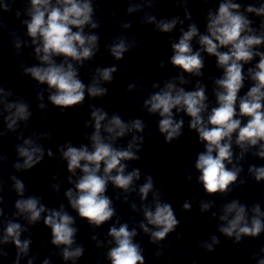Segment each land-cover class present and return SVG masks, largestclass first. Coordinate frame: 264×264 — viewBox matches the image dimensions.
<instances>
[{"label":"clouds","instance_id":"9594fccd","mask_svg":"<svg viewBox=\"0 0 264 264\" xmlns=\"http://www.w3.org/2000/svg\"><path fill=\"white\" fill-rule=\"evenodd\" d=\"M149 7H153L158 0H145ZM185 5V18L191 20V13L187 10L188 0H178ZM209 0H204L208 3ZM4 11H8V5H0ZM141 5L129 6V14L140 10ZM241 3L233 0H222L215 12L208 10L206 16V32L200 34L195 23H190L187 30L180 29L181 35L177 42L171 43L173 55L170 63L191 76L200 77L205 67L202 52L216 58V65L223 69V76L214 79L213 93L216 98V105L210 112L208 96L205 86L196 82L195 90L186 91L184 87L177 86L189 81L184 75L173 77L164 83L160 88L158 83H153L152 88H160L153 92L143 101V108L149 114H158V131L164 137L166 143L171 144L183 135L184 119H175L176 113L183 112L190 121L188 127L198 134V140L204 145L205 150L198 153L195 161V169L199 172L198 183L203 187L204 193L209 197L217 194L226 196L234 189L247 183L241 179L243 171L238 162L244 159L250 148H258L253 155L264 159V51L258 50L264 46V3L259 7L248 4L241 11ZM245 13L255 14L261 17L259 31L253 28L254 23ZM30 19L23 21L27 28V35L32 38V44L37 45L34 49L35 57L39 65L25 67L20 66L23 74L30 76L38 84H46L49 90L48 100L50 103L63 112L65 109L74 108L84 103L86 93L91 98H102L107 96L108 88L102 87L101 83H112L114 73L118 66L97 67L90 84L86 85L79 78V70L76 65L84 67L85 61L92 60L99 52L100 37L97 34H85V27L98 29L100 23L93 19L95 10L93 0H30V7L26 10ZM16 16H20L17 11ZM145 21L142 20L141 23ZM147 23L155 24V30L160 33H171L177 24H183L179 16L157 21L156 16H147ZM123 28H130V23L121 25ZM75 29V31L73 30ZM198 37L200 50L194 51L192 41ZM15 47L19 49L21 43L15 41ZM138 47L135 37L128 42L126 37H118L111 45H107L111 56L117 61L124 58V54L131 49ZM221 49H226L222 51ZM54 57H63L61 63H57ZM259 58L254 67L247 69V77L244 73V66L255 58ZM165 67L163 61L159 68ZM246 78L254 83L248 88L244 95H239L244 88ZM135 83L128 84L129 91L135 89ZM11 90L5 91L0 87V105H3L6 128L8 131H16L20 121L28 122L33 113L29 110L30 105L22 99L16 102H9L8 97L12 96ZM43 93L37 94V100L43 101ZM37 107L46 109L43 102ZM91 109V120L85 121V128L90 125L93 131L87 139L91 142V150L88 145L75 147L68 142L59 148L61 158L67 162V171L71 174L68 182L74 184L69 188L65 196L73 210L78 216L87 221L90 226L101 227L116 215L113 201L107 195L109 182L115 188L123 190L124 193L135 191L134 182L141 177L139 168H134L126 173L128 165L124 162L139 161L144 144L146 123L140 118L130 119L125 122L119 114H113L109 118L108 113L100 107L89 105ZM238 109V110H237ZM205 113H207L205 119ZM244 118L246 122H244ZM94 122V123H93ZM132 135L126 147H116L118 139L128 134ZM6 133L0 132V136ZM107 134V135H103ZM23 134L21 133V136ZM35 135V133H33ZM151 136V132L148 133ZM43 137L50 138L49 133H43ZM234 143L240 149L236 157L237 163L233 162V137ZM16 153L23 159V163L16 162L13 167L17 170H29L39 164L45 155V150L31 137L24 139L22 145L16 146ZM48 157H53L51 150L47 151ZM7 157H0L6 160ZM228 165H232L231 168ZM77 170L82 175L73 181ZM102 173V174H101ZM248 173L256 183L264 181V166L257 167L250 165ZM13 187L19 197L25 193L24 183L16 176H11ZM56 179V176H53ZM190 181L191 175L187 176ZM59 184H53L54 191L59 190ZM141 201H147L149 193H152V204H141L144 220L139 228L150 236V242L158 244L160 241L175 232L180 224L175 210L170 203L162 202L160 189L154 186L151 175L145 176V182L138 189ZM119 198V197H118ZM128 199L124 196V201ZM4 199L0 196V204ZM214 206L213 200H201L199 211L208 212ZM16 211L14 216H22L28 225L35 226L42 219L43 224L51 229V244L60 249L59 255L64 261H73L75 264L85 253L83 245L76 244L78 228L74 227L75 218L70 215L61 204L59 210L47 209L39 197L29 196L17 199L14 205ZM133 211L137 210L135 203L131 204ZM185 211L192 210V204L185 200L182 204ZM252 215L249 217V209L238 199H232L223 205L219 215V221L223 222L218 226V231L223 236L239 244L245 237L258 238L264 233V212L261 211L259 203L252 205ZM4 215V209L0 207V217ZM217 216L216 212L212 213ZM153 226L155 230L149 228ZM28 228L20 223L9 220L3 229L0 237V244L15 245L17 252L14 264H20L21 256H28L32 240L21 239V234L27 232ZM112 238L115 246L107 252V259L111 264H145L143 249L133 238L137 236L135 228L129 230L127 223L119 227L112 226L107 233ZM180 237L178 236L177 239ZM96 241L97 247L102 246L97 236L91 237ZM220 244V239L213 235L210 242L204 241L199 246L208 252L215 250L214 246ZM76 245L75 247H73ZM264 253V247L260 249ZM56 253H53L55 255ZM162 251L155 255L161 256ZM7 252L0 250V256L6 257ZM35 257L28 259L27 264H33ZM43 264H51L49 258L43 260ZM257 264H264V258L257 261Z\"/></svg>","mask_w":264,"mask_h":264}]
</instances>
